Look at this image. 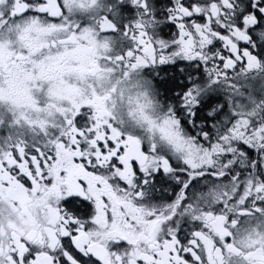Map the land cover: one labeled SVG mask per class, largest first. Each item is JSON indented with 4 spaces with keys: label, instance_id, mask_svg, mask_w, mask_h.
<instances>
[{
    "label": "snow or ice",
    "instance_id": "obj_1",
    "mask_svg": "<svg viewBox=\"0 0 264 264\" xmlns=\"http://www.w3.org/2000/svg\"><path fill=\"white\" fill-rule=\"evenodd\" d=\"M0 264H264V0H0Z\"/></svg>",
    "mask_w": 264,
    "mask_h": 264
}]
</instances>
